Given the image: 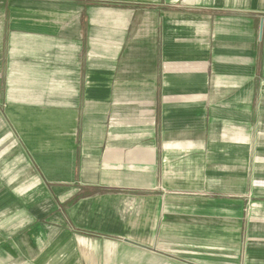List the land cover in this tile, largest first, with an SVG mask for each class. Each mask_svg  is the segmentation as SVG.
<instances>
[{"label":"crops","instance_id":"1","mask_svg":"<svg viewBox=\"0 0 264 264\" xmlns=\"http://www.w3.org/2000/svg\"><path fill=\"white\" fill-rule=\"evenodd\" d=\"M0 264H264V0H0Z\"/></svg>","mask_w":264,"mask_h":264},{"label":"trees","instance_id":"2","mask_svg":"<svg viewBox=\"0 0 264 264\" xmlns=\"http://www.w3.org/2000/svg\"><path fill=\"white\" fill-rule=\"evenodd\" d=\"M82 196V194H78L73 200H75V199H77V198H79V197H81ZM73 202V201H72Z\"/></svg>","mask_w":264,"mask_h":264}]
</instances>
